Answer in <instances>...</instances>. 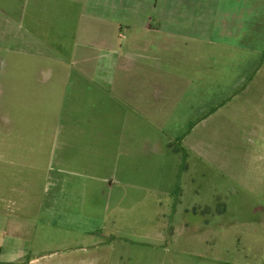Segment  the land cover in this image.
I'll return each instance as SVG.
<instances>
[{
  "label": "crops",
  "instance_id": "0c3cea01",
  "mask_svg": "<svg viewBox=\"0 0 264 264\" xmlns=\"http://www.w3.org/2000/svg\"><path fill=\"white\" fill-rule=\"evenodd\" d=\"M260 46L264 0H0V264H102L108 230L261 264L237 174L179 169V96L253 79Z\"/></svg>",
  "mask_w": 264,
  "mask_h": 264
},
{
  "label": "rangeland",
  "instance_id": "374dc122",
  "mask_svg": "<svg viewBox=\"0 0 264 264\" xmlns=\"http://www.w3.org/2000/svg\"><path fill=\"white\" fill-rule=\"evenodd\" d=\"M251 59L247 67L256 69L264 56L254 57L258 62H251ZM262 69L253 79L251 74L247 79L233 77L229 89L221 87L208 94L179 96L184 100L179 110V169L205 166L199 160L193 161L195 153L200 151L211 155L209 165L212 168H224L237 174L241 181H233L231 185L229 199L233 204L232 210H244L246 203L254 197L258 199L262 211L243 215L258 222L256 232L261 237L258 238L260 252L255 257L259 263L264 264V94H260L264 90V66ZM255 168H258L256 172L253 171ZM238 202L242 206L236 205ZM244 225L233 222L232 229L244 231ZM105 227L110 229L112 224L106 222ZM253 227L255 225L250 226L251 229ZM104 234L105 247H109V250L104 251L102 264H156L167 260L182 264L194 259L191 255L179 253L167 256L147 254L138 251L143 242L137 236L110 230Z\"/></svg>",
  "mask_w": 264,
  "mask_h": 264
}]
</instances>
